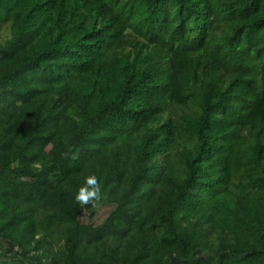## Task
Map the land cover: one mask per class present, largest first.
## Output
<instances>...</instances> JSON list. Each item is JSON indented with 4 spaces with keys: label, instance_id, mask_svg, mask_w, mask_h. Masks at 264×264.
Returning a JSON list of instances; mask_svg holds the SVG:
<instances>
[{
    "label": "trees",
    "instance_id": "trees-1",
    "mask_svg": "<svg viewBox=\"0 0 264 264\" xmlns=\"http://www.w3.org/2000/svg\"><path fill=\"white\" fill-rule=\"evenodd\" d=\"M0 240V264H264V0H0Z\"/></svg>",
    "mask_w": 264,
    "mask_h": 264
},
{
    "label": "rangeland",
    "instance_id": "rangeland-1",
    "mask_svg": "<svg viewBox=\"0 0 264 264\" xmlns=\"http://www.w3.org/2000/svg\"><path fill=\"white\" fill-rule=\"evenodd\" d=\"M10 36L9 26L5 25L3 26L1 30V40L5 41ZM116 209V206L111 203H96L95 206L91 210H86L84 214L82 215L80 221L82 224H89V223H95L97 225L102 224L113 211ZM41 238V236L38 235V239ZM214 240V238H212ZM7 249L8 245L0 240V255L3 252V249ZM18 253H22V250L18 247L16 249ZM36 252H32L30 255H36ZM39 256H41V253H38ZM7 259L9 261V264H31L30 261L23 256H14L10 255L7 256Z\"/></svg>",
    "mask_w": 264,
    "mask_h": 264
},
{
    "label": "clouds",
    "instance_id": "clouds-1",
    "mask_svg": "<svg viewBox=\"0 0 264 264\" xmlns=\"http://www.w3.org/2000/svg\"><path fill=\"white\" fill-rule=\"evenodd\" d=\"M101 198V188L96 176L86 179L85 185L79 190L76 199L82 205H87L91 200H99Z\"/></svg>",
    "mask_w": 264,
    "mask_h": 264
}]
</instances>
